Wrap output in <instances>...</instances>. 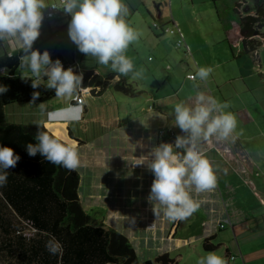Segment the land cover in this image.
<instances>
[{
  "label": "crops",
  "instance_id": "1",
  "mask_svg": "<svg viewBox=\"0 0 264 264\" xmlns=\"http://www.w3.org/2000/svg\"><path fill=\"white\" fill-rule=\"evenodd\" d=\"M177 1L180 5L184 4V0ZM191 1L194 4L195 1ZM124 2L129 8V15L125 19L131 27L139 32L143 28L149 32L148 27L150 28L152 23L154 26V22L159 23V27H154L161 29L165 23L162 10L163 2L173 6V0H124ZM62 16L71 18V15L67 13ZM232 18H227L225 26L228 29L231 46L236 47L237 43H234V40L237 36L236 33L241 32V28L238 27L239 21ZM64 21L67 25L69 24L66 19ZM173 23L175 24L176 21L173 20ZM154 39L156 40V38ZM156 43L158 44V42ZM131 47L132 45L129 46L126 55L132 59L134 70H139L140 60L135 53L130 51ZM48 51H50L51 59L62 56L71 62H76L81 71L92 70L94 74H98L104 80L107 74L114 75L102 90L83 94V114L79 122H51L47 119V113L42 112L38 106L40 103L44 102L47 110L51 111L65 107L74 101L57 98L55 91L46 89L43 84L34 89L30 83L31 94L29 97H23L22 100L5 106L7 121L35 126L42 122V125L53 135L64 142L75 143L78 146L81 160V166L76 169L80 175L78 194L86 212L89 208H94L95 212L101 213V218L90 214L105 223L106 227L115 228L126 235L138 257L141 260L152 259L154 264H164L158 259L164 253H169L178 264H198V260L208 254L203 250L199 252V243L203 238L205 241L209 238V243L213 237H219L215 231L219 228L218 222L220 219H228L232 227L230 233L233 235L230 234L231 237L222 239L220 242L225 250L227 264H264V245L248 248L244 244L238 245L235 240L238 235L247 234L250 236L255 229L258 230V234L264 233L262 230L264 229V216H262L264 213L261 211L264 207V195L258 192L255 187L254 166L247 157L249 161L245 163L239 162V156L236 157L238 165L244 166L245 170L242 172L246 171L248 179L251 181L244 180V183L250 187L247 194L259 195L263 204L258 206L253 213L241 216L237 207L238 197L231 193L235 183L243 184L242 181L234 177L237 176L233 165L236 163L232 162V159L235 158L233 153L238 155L240 152L242 155L243 150L210 148L211 146L208 145L210 141L200 145V151L210 160L220 186V192L216 190V186L212 192L194 194L195 199L202 201L199 210L202 216L210 219L209 227L202 224L203 229L200 232H191L188 230L192 226L190 221H169L162 214L156 217L152 211L153 205L148 200L154 174L146 165H134L133 163L138 157L146 159L152 147L160 143L174 144L177 129L170 122L165 106L158 103L159 98L153 94L151 87L147 85L143 87L145 84L143 77L133 79L131 73L128 76L115 73L110 70V67L99 65L95 58L87 57L81 53L73 42L71 46H68L58 41L54 48H50ZM233 53L236 57L237 53ZM163 62V57L160 56L148 69L152 78L157 81H160L157 75H161L163 72L161 70ZM119 79H125L127 83L134 85L137 88V93L127 94L117 90L115 83ZM234 90L237 91L235 88ZM35 91H38L40 96L33 103L32 93ZM162 129L166 130L163 137L160 133ZM171 135L174 136V139H170ZM21 143L24 147L27 146L25 140ZM231 145L236 146V141L231 142ZM18 152L16 154L19 157L25 155V150ZM245 156L244 154L243 158ZM42 157L39 156L40 159ZM25 170L21 165V171ZM51 185L54 186L57 183L52 181ZM237 191L239 193L241 190ZM238 193L236 194L238 195ZM7 214L10 215V220H0V229L3 226L8 227L11 230L8 235L14 237L16 234L15 222L11 218L15 214L4 210L0 216H8ZM244 220L249 221L250 225L245 228L237 227ZM181 229H183L182 233H180ZM29 241L27 239L23 244L15 241L16 243L13 245L15 255H21L23 259L0 260V264H34L30 256L25 257L27 252L22 250V248L27 249ZM194 242L196 243L194 244ZM27 254L29 255V253ZM233 255L235 259L231 263L230 258Z\"/></svg>",
  "mask_w": 264,
  "mask_h": 264
},
{
  "label": "clouds",
  "instance_id": "2",
  "mask_svg": "<svg viewBox=\"0 0 264 264\" xmlns=\"http://www.w3.org/2000/svg\"><path fill=\"white\" fill-rule=\"evenodd\" d=\"M51 5L71 15L68 35L78 50L87 57L95 58L99 65L123 76L132 74L133 79L143 77V70H134V63L126 52L130 45L138 42L141 33L131 27L126 17L129 8L124 0H0V43H14V51H21L20 68H28L36 89L43 84L54 90L60 99L74 101L65 107L48 111L44 102L42 112L47 113L51 122H79L83 114V103L78 99L83 76L65 69L59 59L52 61L48 50L42 53L33 48L40 36L44 20L43 9ZM12 54L10 53L9 56ZM214 71L211 66L194 67L189 75L194 89L199 82L207 81ZM47 78L46 80L44 78ZM8 90L0 85V93ZM40 96L32 93L34 103ZM227 102L221 103L203 91H197L192 104L183 101L175 103L171 115L174 125L184 135H177L173 143H160L152 147L145 158L138 157L134 165H146L154 174L149 202L156 217L161 214L169 221H183L190 218L201 207L202 201L194 194L212 192L217 186V176L210 160L200 151V145L209 141L228 142L238 138L236 116L226 109ZM40 128L42 122L37 123ZM36 143H28L29 156L39 153L49 163L69 171L81 166L78 146L62 142L48 131L39 130ZM151 157V159H149ZM20 157L13 148L0 146V186L7 183V171L14 168ZM46 249L52 255L62 252V246L54 239L46 242ZM198 264H227V261L214 252L198 260Z\"/></svg>",
  "mask_w": 264,
  "mask_h": 264
},
{
  "label": "rangeland",
  "instance_id": "3",
  "mask_svg": "<svg viewBox=\"0 0 264 264\" xmlns=\"http://www.w3.org/2000/svg\"><path fill=\"white\" fill-rule=\"evenodd\" d=\"M194 1L193 4L191 0H184V4L180 5L177 0H173V6L167 5L166 2H163L162 5L163 19L165 20L163 25L169 27L178 25L187 44H189L190 52L188 54H186V48L183 45H177L178 35L176 33L164 32L160 28L156 29L153 23L150 28L148 27L149 32H146L147 30L144 28L140 31L142 38L132 44L130 51L135 53L140 60L139 70H143V79H145L143 87L147 85L153 89V94L159 98L158 103H162L169 113L170 122L177 129V135H184V133L173 124L174 117L171 113L175 103L183 101L192 104L196 92L203 91L221 103L227 102L229 104L226 111L232 112L237 119L236 134L238 138L235 140L237 145H231L232 141L216 142L214 140L210 141L208 145L211 146L210 148L218 150H243L242 155L240 152L237 155L232 151L235 155L232 162L236 163L233 165L237 174L234 177L242 181L243 184L241 182L235 183L231 193L238 197L239 214L245 216L253 213L258 206H261L263 200L259 195L247 194L250 187L244 182L249 180L248 173L242 172L245 169L244 166L238 165L237 156L240 158L239 162L245 163L250 160L253 164L255 187L258 192L264 195V27L260 28V33L253 36L263 43L253 55L251 52L245 51L241 44L244 37L241 30V32L236 33L237 36L234 40V43H237L236 47L231 46L232 43L229 40L228 29L225 25H227L226 21L229 17L238 21V15L233 10L235 0ZM250 4L251 0H246L240 5L242 14H245V7ZM173 20L176 21L175 24ZM40 34L45 38L41 44L43 50L54 48L58 41L71 46L72 41L68 35V25L64 20H51L49 25L43 20ZM38 40L40 41L41 37ZM11 44L15 47L14 43L11 42ZM233 52L237 53L236 57H234ZM160 56L164 60L161 68L163 72L161 75H157L158 80H160L157 81L152 78L148 69ZM200 66H211L214 71L207 81L199 82L198 89H194L187 73L194 72V67ZM132 87L135 88L133 94H136L137 88L134 85ZM170 139H174V136L171 135ZM244 154L246 156L243 158ZM249 182L251 181L249 180ZM216 190L220 192L219 183H217ZM237 190L241 191L238 193ZM261 211L264 213V207ZM88 212L97 218L102 216L101 213L95 212L94 208H89ZM205 217L202 216L200 210L195 212L186 219L187 222L192 223L188 230L200 232L203 225H208L210 222V219ZM248 222L244 220L237 227L245 228L250 225ZM229 223L231 222L228 219H220L219 228L215 230L219 237H213L209 242V245L214 248H206L203 238L199 243V252L202 250L207 253L214 252L225 259V250L220 242L222 239L231 237L232 227ZM182 231L183 229L180 233ZM257 231L255 229L250 236L247 234L238 235L235 239L236 243L238 245L244 244L248 248L264 245V233L258 234ZM248 238L250 239L247 241ZM234 259L233 255L230 258L231 263Z\"/></svg>",
  "mask_w": 264,
  "mask_h": 264
},
{
  "label": "trees",
  "instance_id": "4",
  "mask_svg": "<svg viewBox=\"0 0 264 264\" xmlns=\"http://www.w3.org/2000/svg\"><path fill=\"white\" fill-rule=\"evenodd\" d=\"M245 1L235 0L233 10L238 15L244 35L241 44L245 51L254 55L262 44L253 36L264 27V0H251V4L245 7V14H242L240 5ZM64 19L69 23L71 18L44 16L48 25L51 20ZM39 37L41 40L37 39L33 48L42 53L44 50L41 44L45 38L41 34ZM22 54L21 51H14L11 42L0 43V85L8 88L6 92L0 93V146H9L15 153L25 150V155L23 158L20 156L16 166L6 170L7 183L0 186V213L8 210L15 214L11 219L15 222L16 231L15 236L11 237L8 235L11 232L8 227L0 229V260L23 259L21 255H15L13 245L16 242L26 243L28 239L27 249L22 250L29 253H25V257L30 256L34 264H154L152 259L141 260L138 257L126 235L115 228L106 227L105 223L85 211L78 194L80 175L76 170L69 171L53 165L44 157L40 159L39 153L35 156L28 155L27 148L21 141L25 140L26 144L36 143L37 132L48 130L43 125L40 128L39 125L10 122L6 119L5 106L31 94L29 84L32 81L24 77L31 75L30 70L19 67ZM76 73L81 74L78 71ZM83 75L82 86L96 85L100 87L99 90L114 77L110 73L104 80L92 70H83ZM115 88L127 94H133L135 89L125 79L117 80ZM48 133L58 138L50 131ZM160 133L163 137L166 130L162 129ZM21 165L26 169L24 172L21 171ZM52 181L57 185L52 186ZM7 215L9 217L0 216V220H10V215ZM50 239L60 243L61 253H49L45 245ZM208 240L209 238L206 239L205 246L212 249ZM158 259L164 264H178L169 253L160 255Z\"/></svg>",
  "mask_w": 264,
  "mask_h": 264
},
{
  "label": "built area",
  "instance_id": "5",
  "mask_svg": "<svg viewBox=\"0 0 264 264\" xmlns=\"http://www.w3.org/2000/svg\"><path fill=\"white\" fill-rule=\"evenodd\" d=\"M49 3H58V0H52V1H48ZM44 12V16H47L49 18H53L55 16H62L64 15V11L62 9H54L51 7V5H49L48 7H46L45 9H43ZM154 26L155 27H159V23L154 22ZM161 29L165 32H170V33H176L178 35V41H176L178 46L183 45L186 48V54H188L190 52V47L186 42V39L184 37L183 32L181 31V29L178 27L177 24H175L172 27L169 26H161ZM59 59L62 63V65L64 66L65 69L71 67L73 69L74 72L78 71L83 75V71H81V68L79 65H77L76 62H71L69 60L64 59L63 57H56L54 60H52L53 62H55V60ZM192 73H188L187 76H189ZM100 89L99 86L96 85H87V86H82L81 89L79 90V94H78V99L82 102L83 101V94H90L93 91H98ZM222 225V224H221ZM233 257V256H232Z\"/></svg>",
  "mask_w": 264,
  "mask_h": 264
}]
</instances>
